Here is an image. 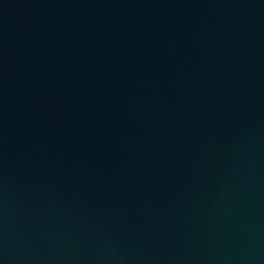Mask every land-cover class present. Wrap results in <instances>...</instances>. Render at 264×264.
<instances>
[{
  "label": "water",
  "instance_id": "water-1",
  "mask_svg": "<svg viewBox=\"0 0 264 264\" xmlns=\"http://www.w3.org/2000/svg\"><path fill=\"white\" fill-rule=\"evenodd\" d=\"M0 264H264V0H0Z\"/></svg>",
  "mask_w": 264,
  "mask_h": 264
}]
</instances>
